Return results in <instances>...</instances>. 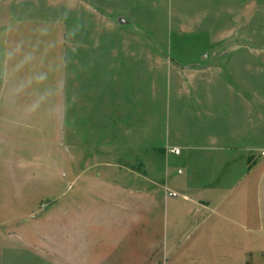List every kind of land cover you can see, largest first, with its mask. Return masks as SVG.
<instances>
[{"label":"rangeland","instance_id":"rangeland-1","mask_svg":"<svg viewBox=\"0 0 264 264\" xmlns=\"http://www.w3.org/2000/svg\"><path fill=\"white\" fill-rule=\"evenodd\" d=\"M204 125L264 172V0H0V264H264V221L163 192Z\"/></svg>","mask_w":264,"mask_h":264},{"label":"crops","instance_id":"crops-1","mask_svg":"<svg viewBox=\"0 0 264 264\" xmlns=\"http://www.w3.org/2000/svg\"><path fill=\"white\" fill-rule=\"evenodd\" d=\"M178 75L180 76V74L175 75V81L180 80ZM189 75L187 78L193 77ZM172 92L175 99L174 104L177 103V106L182 104L181 100L186 99V97L188 99L191 97L194 103L202 106V108L207 106L205 92L193 93L188 91L186 93L178 90ZM233 93L236 94L234 91ZM215 95L216 98H222L225 92L217 91ZM185 102L183 106L186 105ZM189 110L192 112L191 109ZM143 126L142 122L138 123L139 137L136 145H133L130 139L124 144L127 152L136 151L143 156L146 154L149 146L145 136L147 134H142ZM204 131L206 136H204ZM212 131L210 126H199L192 132L182 133L178 140L167 141L159 146L165 161H175L178 163V167H181L174 171L165 169L163 192L171 195L172 200L185 193L201 195L205 200L219 207L220 221H230L237 225L241 223L234 221H247L252 227L248 228V231L258 234L261 227L260 221H264V172L260 174L257 171L258 164L249 168L248 163L251 158L247 160L246 167L244 166V155L239 152L240 149L237 146L238 138L242 134L239 135L238 131H233L229 135L220 137ZM174 147L180 149L179 154H174L169 150ZM250 191L253 197L249 202L247 196ZM124 192L130 194L132 190L127 188L124 189ZM213 193L220 195L219 202H215V199L207 196ZM139 209L140 215H142L144 207L140 206ZM58 225L62 247L70 236L76 237L77 240L79 233L83 235L82 225L84 223L70 224L75 227L78 226L76 230L78 234L77 232L75 234V228H68V224L59 222ZM64 259L65 257H62L61 261L64 262Z\"/></svg>","mask_w":264,"mask_h":264},{"label":"built area","instance_id":"built-area-1","mask_svg":"<svg viewBox=\"0 0 264 264\" xmlns=\"http://www.w3.org/2000/svg\"><path fill=\"white\" fill-rule=\"evenodd\" d=\"M172 153H174V154H179L180 153V149L179 148H171V149H169Z\"/></svg>","mask_w":264,"mask_h":264},{"label":"water","instance_id":"water-1","mask_svg":"<svg viewBox=\"0 0 264 264\" xmlns=\"http://www.w3.org/2000/svg\"><path fill=\"white\" fill-rule=\"evenodd\" d=\"M119 23H120V24H126V20H125L124 18H120V19H119Z\"/></svg>","mask_w":264,"mask_h":264}]
</instances>
